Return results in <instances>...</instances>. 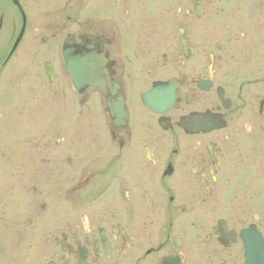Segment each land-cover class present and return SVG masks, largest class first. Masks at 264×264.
Masks as SVG:
<instances>
[{"label":"flooded vegetation","instance_id":"obj_1","mask_svg":"<svg viewBox=\"0 0 264 264\" xmlns=\"http://www.w3.org/2000/svg\"><path fill=\"white\" fill-rule=\"evenodd\" d=\"M15 1L0 264H264V0Z\"/></svg>","mask_w":264,"mask_h":264},{"label":"rangeland","instance_id":"obj_2","mask_svg":"<svg viewBox=\"0 0 264 264\" xmlns=\"http://www.w3.org/2000/svg\"><path fill=\"white\" fill-rule=\"evenodd\" d=\"M38 4V6L40 7H44L48 4L49 0H35ZM142 2V4H140ZM145 1H140L139 5L141 8H139V12L141 13L142 12V15H159V18L162 19V22L164 24V27L166 25V18H167V0H154L153 4H151V6L146 9V5H144ZM133 4H136V3H133ZM102 5H103V10H101L102 8ZM109 3L108 2H104V3H101L99 2V6H100V11H101V15H103V12L105 11V15L107 14L106 12V6L108 7ZM148 12V13H147ZM147 13V14H145ZM141 15V14H140ZM36 15H32V17H35ZM39 17H37L38 19ZM143 21V20H142ZM144 23V22H142ZM159 27L161 26L160 24L158 25ZM14 123L16 124H22L25 122V119H27V117H23V116H17L15 115L14 117ZM1 123V121H0ZM2 128V125L0 126V129ZM1 134V133H0ZM1 137V135H0ZM4 145V144H2ZM18 149V148H17ZM2 153L1 155L3 156L2 158H0V162H3L2 164V167L4 169V171H7V167L9 165V163H6L8 161V157H18V159L20 160V166H21V162H22V157H23V153H24V149H20L18 150V153L15 151L14 153L12 151H10L7 147V145H4L3 148H2ZM9 168V167H8ZM21 167H19V170H20ZM8 182V180H6ZM4 181V182H6ZM13 186L10 185V187H17L21 182H22V179H18V178H14L13 179ZM14 237V236H13ZM14 241L12 240V242H10L9 244H0V251H7L8 249L11 250L13 249L15 252H18V251H21V252H28L29 249V245L25 243V240L23 238V234H15V237H14Z\"/></svg>","mask_w":264,"mask_h":264},{"label":"water","instance_id":"obj_3","mask_svg":"<svg viewBox=\"0 0 264 264\" xmlns=\"http://www.w3.org/2000/svg\"><path fill=\"white\" fill-rule=\"evenodd\" d=\"M15 1V0H14ZM65 60L67 63H70V57L67 54H64Z\"/></svg>","mask_w":264,"mask_h":264}]
</instances>
